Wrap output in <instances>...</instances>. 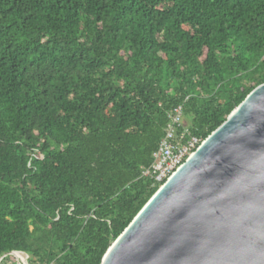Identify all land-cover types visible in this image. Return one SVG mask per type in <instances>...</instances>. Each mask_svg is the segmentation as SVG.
Here are the masks:
<instances>
[{
    "label": "trees",
    "instance_id": "obj_1",
    "mask_svg": "<svg viewBox=\"0 0 264 264\" xmlns=\"http://www.w3.org/2000/svg\"><path fill=\"white\" fill-rule=\"evenodd\" d=\"M263 83L264 0H0V264H100L168 112L203 141Z\"/></svg>",
    "mask_w": 264,
    "mask_h": 264
},
{
    "label": "water",
    "instance_id": "obj_2",
    "mask_svg": "<svg viewBox=\"0 0 264 264\" xmlns=\"http://www.w3.org/2000/svg\"><path fill=\"white\" fill-rule=\"evenodd\" d=\"M100 264H264V83L161 184Z\"/></svg>",
    "mask_w": 264,
    "mask_h": 264
},
{
    "label": "built area",
    "instance_id": "obj_3",
    "mask_svg": "<svg viewBox=\"0 0 264 264\" xmlns=\"http://www.w3.org/2000/svg\"><path fill=\"white\" fill-rule=\"evenodd\" d=\"M168 122L157 150L152 154L153 162L142 171V176L151 177L154 183L162 184L193 153L202 142L190 135L184 124L182 105L173 107L167 114Z\"/></svg>",
    "mask_w": 264,
    "mask_h": 264
},
{
    "label": "rangeland",
    "instance_id": "obj_4",
    "mask_svg": "<svg viewBox=\"0 0 264 264\" xmlns=\"http://www.w3.org/2000/svg\"><path fill=\"white\" fill-rule=\"evenodd\" d=\"M183 122H184V124L186 126L189 123V121L188 120H185V119L183 120ZM21 255L24 257V259H26V256L24 254H21ZM14 258H15V261L17 262V264H23V262L19 258L15 257V256H14Z\"/></svg>",
    "mask_w": 264,
    "mask_h": 264
},
{
    "label": "bare ground",
    "instance_id": "obj_5",
    "mask_svg": "<svg viewBox=\"0 0 264 264\" xmlns=\"http://www.w3.org/2000/svg\"><path fill=\"white\" fill-rule=\"evenodd\" d=\"M18 256H19L18 258L24 259V257L21 254H19Z\"/></svg>",
    "mask_w": 264,
    "mask_h": 264
}]
</instances>
